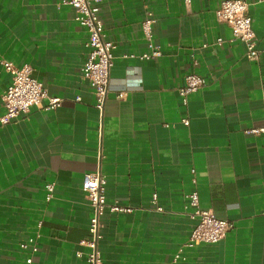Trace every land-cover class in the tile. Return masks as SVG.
Instances as JSON below:
<instances>
[{"label": "crops", "instance_id": "crops-1", "mask_svg": "<svg viewBox=\"0 0 264 264\" xmlns=\"http://www.w3.org/2000/svg\"><path fill=\"white\" fill-rule=\"evenodd\" d=\"M222 1L100 0L116 45L101 117L82 75L88 31L76 9L0 0V117L11 81L4 61L30 65L63 100L0 122V264H86L79 242L90 237L92 207L82 183L93 171L109 203L133 208L102 216V264H264V134L250 131L264 127V2L245 0L261 52L250 60L217 18ZM149 13L161 55L147 60ZM190 73L205 85L185 105L179 89ZM47 183L55 185L50 201ZM193 191L201 207L233 223L222 241L187 245ZM29 238L37 251L21 247Z\"/></svg>", "mask_w": 264, "mask_h": 264}, {"label": "built area", "instance_id": "built-area-1", "mask_svg": "<svg viewBox=\"0 0 264 264\" xmlns=\"http://www.w3.org/2000/svg\"><path fill=\"white\" fill-rule=\"evenodd\" d=\"M100 0H63V4L76 9V20L88 31V40L85 42L87 51L86 60L82 66V75L88 79L95 94V107L102 117L105 101L109 91L110 71L113 65L114 51L116 45L106 38L104 33V22L101 17ZM190 0H186L189 2ZM264 2V0H259ZM217 18L226 22L233 29L235 39L245 44L246 56L250 60H257L260 57V50L257 46L256 33L252 27V17L249 14V6L245 0H223L216 11ZM151 13L143 22V29L150 41L151 52L140 56L141 59H154L161 55L159 49L152 42V24L154 19ZM222 40L218 39L220 43ZM135 56L124 54V57ZM3 66L11 75V81L5 90L2 102L5 113L0 117V122L6 124L12 119L26 114L33 107L54 109L60 107L63 100L59 97H52L48 89L40 80L35 78L30 65L15 66L12 62L4 61ZM205 85V79L196 73H190L185 78V85L179 89L183 104L188 103L190 94L199 91ZM123 94H119L121 98ZM47 99V104L44 100ZM184 125H189V120H183ZM253 133H263L264 127L250 130ZM82 189L85 192L92 207V216L89 221L90 237L81 240L79 243L88 248L86 264H102L100 241L102 235V216L106 211L113 214L131 213L133 208L120 204L117 200L108 202L105 194V182L99 171L87 172L84 175ZM46 200L50 201L54 196L55 185H45ZM188 204L191 208L189 218L193 226L191 235L187 242L188 246L199 244H212L222 241L227 233L233 228L229 220L219 218L214 210L203 208L200 205L199 194L193 191L187 194ZM158 194L153 193L152 201L158 204ZM157 210L163 208L158 206ZM32 245V251H37L36 240L29 238L21 244L22 248ZM178 258L179 255H176ZM27 264H33V258L26 260Z\"/></svg>", "mask_w": 264, "mask_h": 264}]
</instances>
